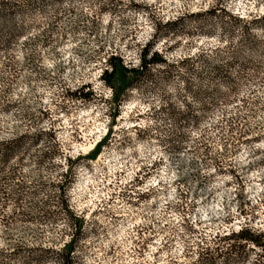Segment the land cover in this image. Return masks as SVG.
I'll use <instances>...</instances> for the list:
<instances>
[{"label": "rangeland", "instance_id": "obj_1", "mask_svg": "<svg viewBox=\"0 0 264 264\" xmlns=\"http://www.w3.org/2000/svg\"><path fill=\"white\" fill-rule=\"evenodd\" d=\"M32 1L0 47V138L52 128L58 150L12 159L0 264H63L72 234V264H264V238L237 236L264 214V0ZM149 41L167 63L115 101L107 57L138 66ZM66 157L82 235L58 202Z\"/></svg>", "mask_w": 264, "mask_h": 264}, {"label": "trees", "instance_id": "obj_2", "mask_svg": "<svg viewBox=\"0 0 264 264\" xmlns=\"http://www.w3.org/2000/svg\"><path fill=\"white\" fill-rule=\"evenodd\" d=\"M28 4H33V1L32 0H0V20H1L0 47L6 49L9 46L10 42L16 36L22 35V33L24 32L25 29L23 28L15 29L9 26L8 22H10L12 16L15 13H17L20 10H23V7L28 6ZM214 50L215 51L218 50V47ZM106 62L108 66L102 69L100 77L104 83H106L112 88L114 94L113 98L115 101H119L120 95L123 94L126 89L133 86L134 81L140 78L142 75L146 74V72L149 71V69L153 67L155 64L167 63L165 57H163V55L159 53V51L151 50L150 41L140 49L138 66L135 67L127 66L126 64H124L121 56L117 54L109 55L106 59ZM118 74L122 76L129 75L130 76L129 82L124 86L117 85L116 76ZM86 86H87L86 84H83L76 91L71 92V94L76 95V93L79 92L78 97L85 99L89 98L90 96L87 91L83 93L81 92V89L86 88ZM51 130L52 128H49V131ZM49 131H46L45 129L38 127L36 125L32 129L26 130L25 132L20 133L19 135H16L13 138H5V139L0 138V193L2 194L1 197L12 196V198L15 199L14 200L15 202L21 199L19 188L23 187V185L14 188V186L10 187L9 184L8 175L9 173L11 174V172L14 171L16 166L13 163H11L14 157L24 154L29 149L30 145H37L44 139H48V137L52 139L54 144H52L50 150L45 151L41 155V157H39L38 159L39 163H41L45 158L50 159L51 156L58 150V148L55 145L56 143L55 137L53 133H50ZM100 145L101 144L99 143L98 148L100 147ZM75 160L77 159H71L69 157L68 158L66 157L67 167L65 169L63 180H61L60 184L58 185L59 191L57 196H58V202L60 208L64 210L69 220L72 221L71 224H73L75 227V233L78 235H82V229L84 227L85 220L82 217L81 218L76 217L75 213L69 207L67 194H66L67 187L69 185L68 183L71 181V178L73 177V173H74L73 167ZM3 183H5V187H2ZM16 205H18V202ZM0 208H3V205H0ZM22 210L24 212V209ZM0 214L2 215L1 216L2 219L7 218L5 214L1 213V211ZM25 214H29V212H26ZM10 216L11 215H9L8 218ZM237 236L241 239L251 240L256 244H261L260 241L264 238V232L253 233L250 231V229L242 228L241 230H239ZM74 242H75V236L72 234L69 240L63 243L61 249L57 250V253L61 255L63 258V264H72L73 261L72 252L74 250Z\"/></svg>", "mask_w": 264, "mask_h": 264}, {"label": "built area", "instance_id": "obj_3", "mask_svg": "<svg viewBox=\"0 0 264 264\" xmlns=\"http://www.w3.org/2000/svg\"><path fill=\"white\" fill-rule=\"evenodd\" d=\"M259 192V201L262 203L264 201V191H257ZM102 201V200H100ZM263 207H264V203H263ZM243 222H248V227L250 230H264V214L263 213H260L257 215V217H248L247 219L246 218H242L241 219ZM241 228V226L239 227ZM239 229H237L238 231Z\"/></svg>", "mask_w": 264, "mask_h": 264}]
</instances>
